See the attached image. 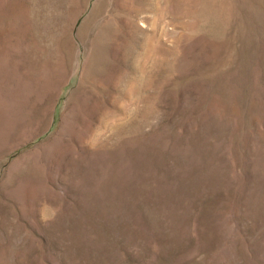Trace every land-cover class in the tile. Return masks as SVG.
I'll use <instances>...</instances> for the list:
<instances>
[{"label":"rangeland","instance_id":"374dc122","mask_svg":"<svg viewBox=\"0 0 264 264\" xmlns=\"http://www.w3.org/2000/svg\"><path fill=\"white\" fill-rule=\"evenodd\" d=\"M0 264H264V0H0Z\"/></svg>","mask_w":264,"mask_h":264},{"label":"bare ground","instance_id":"6f19581e","mask_svg":"<svg viewBox=\"0 0 264 264\" xmlns=\"http://www.w3.org/2000/svg\"><path fill=\"white\" fill-rule=\"evenodd\" d=\"M160 1H162V0H160ZM141 2V1H140ZM147 2V1H146ZM155 2V1H154ZM138 3V2H137ZM166 3L167 4H172V5H174L176 8L180 5V0H166ZM141 4V3H140ZM156 4V3H155ZM154 4V5H155ZM138 5V4H137ZM161 5V4H160ZM159 5V6H160ZM185 5V4H184ZM183 5V6H184ZM142 6V5H141ZM158 6V5H157ZM143 7V6H142ZM153 7H155V6H153ZM162 7V6H161ZM160 7V8H161ZM180 7H182V5L180 6ZM147 8V7H146ZM149 8V7H148ZM215 8V7H214ZM143 9V8H142ZM150 9V8H149ZM157 9H158V7H157ZM130 10V9H129ZM138 10V9H137ZM140 10V9H139ZM156 10V9H155ZM209 10V9H208ZM162 11V10H161ZM143 12H145V11H143ZM202 13V12H201ZM185 15V14H184ZM192 19V18H191Z\"/></svg>","mask_w":264,"mask_h":264}]
</instances>
